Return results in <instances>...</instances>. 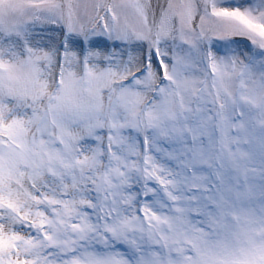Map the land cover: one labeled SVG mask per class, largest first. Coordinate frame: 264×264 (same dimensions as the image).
Wrapping results in <instances>:
<instances>
[{
    "label": "snow or ice",
    "instance_id": "6c2138e0",
    "mask_svg": "<svg viewBox=\"0 0 264 264\" xmlns=\"http://www.w3.org/2000/svg\"><path fill=\"white\" fill-rule=\"evenodd\" d=\"M0 264H264V0H0Z\"/></svg>",
    "mask_w": 264,
    "mask_h": 264
}]
</instances>
